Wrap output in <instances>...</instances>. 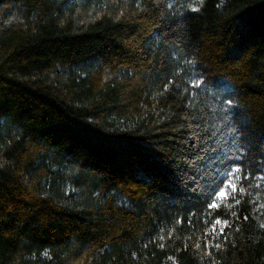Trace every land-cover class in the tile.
<instances>
[{"label":"trees","instance_id":"obj_1","mask_svg":"<svg viewBox=\"0 0 264 264\" xmlns=\"http://www.w3.org/2000/svg\"><path fill=\"white\" fill-rule=\"evenodd\" d=\"M0 264H264V0H0Z\"/></svg>","mask_w":264,"mask_h":264},{"label":"snow or ice","instance_id":"obj_2","mask_svg":"<svg viewBox=\"0 0 264 264\" xmlns=\"http://www.w3.org/2000/svg\"><path fill=\"white\" fill-rule=\"evenodd\" d=\"M196 84H197V86H199L200 82L197 81ZM228 104H231V101H228ZM238 173H239V168H233L230 172H228L226 174V179L224 181H222L225 184V187L224 188H220L218 191L215 192V198H212L211 202L208 205V207L210 209L217 208L219 206L216 203V198H219V199H222V200L223 199H227L226 188L229 185L231 186L233 193L236 191V184L233 183L232 180H233V177L237 181H239L241 179V177L238 175ZM244 179H247V177H244ZM240 191L243 192L244 189L241 188ZM236 203H239V200H237ZM219 223H220V221L217 219L216 220V224H219ZM224 223L227 224V221H225ZM214 230H215V228L213 227V231ZM221 232H223V228H221ZM197 247H199V245H197ZM217 247H219V245H217Z\"/></svg>","mask_w":264,"mask_h":264},{"label":"rangeland","instance_id":"obj_3","mask_svg":"<svg viewBox=\"0 0 264 264\" xmlns=\"http://www.w3.org/2000/svg\"><path fill=\"white\" fill-rule=\"evenodd\" d=\"M234 181V178H233V180H232V182ZM225 187V186H224ZM223 187V188H224ZM231 192H232V188H231V186L229 185L227 188H226V193H227V196H229L230 194H231ZM217 200L219 201V200H222V199H219V198H217Z\"/></svg>","mask_w":264,"mask_h":264}]
</instances>
